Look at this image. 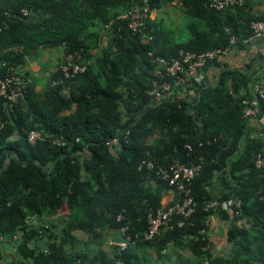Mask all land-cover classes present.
I'll return each mask as SVG.
<instances>
[{
	"label": "trees",
	"instance_id": "16d2710c",
	"mask_svg": "<svg viewBox=\"0 0 264 264\" xmlns=\"http://www.w3.org/2000/svg\"><path fill=\"white\" fill-rule=\"evenodd\" d=\"M172 3L189 20L186 41L160 31L150 19L142 33L117 19L143 0L0 5V77L44 49L63 48L72 63L86 66L70 79L58 67L40 91L24 74L27 89L18 102L8 107L0 101V244L16 252V260L5 264H166L162 252L169 247L190 253L188 264L264 262V167L255 166L264 142L239 150L245 131L241 103L253 96L237 93L247 80L224 72L194 103L154 62L226 51L232 35H251V22L264 18L244 16V7L215 11L208 0H147L150 12ZM167 84L172 95L156 100L155 92ZM260 107L264 110V101ZM31 131L42 140L28 143ZM113 139L117 147L109 145ZM142 161L163 168L199 165L187 185L193 213L173 215L170 228L149 241L143 239L148 215L181 203L183 194L155 170H139ZM216 177L226 182L224 200L232 202L230 210L219 209L220 217L231 220L232 259L208 250L207 220L214 212L206 209L212 202L208 187ZM169 192L174 198L163 205ZM120 214L124 219L117 221ZM56 216L59 226L53 225ZM243 221L258 227V248ZM125 226L135 243L126 250L110 246L112 233Z\"/></svg>",
	"mask_w": 264,
	"mask_h": 264
},
{
	"label": "crops",
	"instance_id": "0c3cea01",
	"mask_svg": "<svg viewBox=\"0 0 264 264\" xmlns=\"http://www.w3.org/2000/svg\"><path fill=\"white\" fill-rule=\"evenodd\" d=\"M20 1L21 0H0V5L11 6ZM166 6H168V8ZM166 9H169V17L172 18L170 21H168L169 18L163 21L160 19V11L165 12ZM244 13L246 17L257 19L264 18V0H245ZM242 16L243 14L238 19L239 25H242L245 21V17ZM150 20L158 24L160 31L170 36L174 35L176 40H181L180 33L183 29H187L186 25L189 23V20H184L178 5L175 3L165 5L159 11H153L150 14ZM166 22L173 24L175 32H170V30L165 28L164 24ZM245 32L240 34L241 37H239V41L235 44H231V47L225 51L222 57L204 65L201 69L204 79L200 84L194 82L180 84L179 94L196 103L205 91L216 87L221 80L222 74L228 71L232 73V79H235L236 76H241L243 79L245 78V80H247L248 84L246 86L240 85L237 95L254 97V86L257 84L264 86V40L254 38L250 34L245 36ZM69 60H71V58L65 57L63 48L44 49L41 50L36 57H27L25 65L21 68L24 74L28 76L29 80L35 83L36 90L40 91L45 87L48 77L55 72L64 61ZM243 119L245 122V131L243 142L240 144L239 150H243L246 143L262 140V129L257 121L250 118ZM260 154L264 157V147ZM208 189L212 196L211 205L214 208V212L207 220V238L210 242L208 250L213 257L232 259L235 257L234 252L236 251L233 244L228 241L227 236L231 220H225L220 217L219 214L220 210H230L232 204L231 200H224L225 195L229 192L226 188V182L221 177H216ZM173 198V192L165 194L162 198V204L166 205L171 202ZM58 217L60 216H56L55 219H52L54 221L53 225L59 226L58 219H56ZM231 217L233 216L231 215ZM242 223L248 229H251V238L254 237L252 247L254 249L258 248L261 243L260 238L257 237L258 227L252 229L249 223L246 224V222L243 221L239 224ZM111 239L117 240L118 234L112 233ZM37 244H39L41 248L44 246L43 241H37ZM9 250L11 249L0 244V264L9 262L10 259H7L5 256V252ZM12 251L13 254L15 253L13 255V260H16V258H14L16 252L14 250ZM239 252L243 254L242 251L239 250ZM151 253L152 252H150V254ZM162 255L163 261H165L166 264H188V261L191 259L190 253L179 251L172 247L164 250Z\"/></svg>",
	"mask_w": 264,
	"mask_h": 264
},
{
	"label": "built area",
	"instance_id": "2783aa9c",
	"mask_svg": "<svg viewBox=\"0 0 264 264\" xmlns=\"http://www.w3.org/2000/svg\"><path fill=\"white\" fill-rule=\"evenodd\" d=\"M143 3V5L134 7L117 16V19L127 21L128 28L133 33L144 32L147 27V21L150 19V14L152 13L148 8L147 0H143ZM244 6L245 0H208V7L219 12L231 7ZM24 14H26L25 11ZM250 29L252 37L264 40V19L251 22ZM226 33L230 34V30L226 29ZM229 41L231 44H235L239 41V38L232 35ZM224 54L225 50L221 49L208 50L200 54L187 52L182 54L180 58L172 59L171 61L156 57L154 62L159 66H164L167 75L175 77L176 85L187 82L200 84L204 79L201 73L204 65L217 60ZM59 68L64 78L67 79L74 78L86 70L85 65L75 64L70 60ZM27 84L28 82L20 66L16 69L9 70L7 75L0 77V101H4L8 107H12L26 91ZM53 85H57V82H53ZM253 91L254 97L252 99H245L241 103L243 107L242 116L243 118H250L257 121L262 129V140L264 142V110H261L260 107V101H264V86L257 84L254 86ZM172 92L171 85H164L155 92V98L156 100L169 98ZM40 140H42V136L37 131H31L27 135V141L30 144H35ZM109 145L117 147V139L110 141ZM255 166L257 168L264 167V157L260 153L256 156ZM142 168L155 170L158 177L166 181L169 186L174 187L179 193L183 194V201L181 203H176L165 209H159L155 213L148 215V229L144 233L143 239L149 241L156 238L162 230L170 228L169 223L173 215H180L187 218L193 213V199L187 185L199 170V165L187 167L176 162L169 168H163L161 166H155L151 161H142L139 170ZM235 206L238 208L240 203L237 202ZM211 208V203L207 204L206 209ZM123 219L121 214L117 217V221ZM181 225L182 223L179 224V226ZM134 243L131 236L127 235L126 226L118 230L117 240H110L108 242L110 246L117 247L120 250H126L130 244Z\"/></svg>",
	"mask_w": 264,
	"mask_h": 264
},
{
	"label": "rangeland",
	"instance_id": "374dc122",
	"mask_svg": "<svg viewBox=\"0 0 264 264\" xmlns=\"http://www.w3.org/2000/svg\"><path fill=\"white\" fill-rule=\"evenodd\" d=\"M166 7L168 8V6H166ZM167 12L169 13V9H166L165 12H163V11L161 12V11H160L159 14H160V17H161L160 19H161L162 21H163L164 19L167 20L168 18H169L168 21H170V19H172L171 17H169V16H170V13L168 14ZM183 18H184V16H183ZM185 19H186V18H184V20H185ZM168 23L170 24V22H166V23L164 24L165 28L168 29V30H170V32H175V31H174V30H175V27L173 26V24H170V25H169ZM180 34H181V35H180V39H181V41H186V40L188 39V33H187L186 30L183 29L182 32H181ZM5 253H6V255H5V254H4V255L7 257V259H10V260L13 259V255L15 254V253L13 254L12 249L9 250V251H6Z\"/></svg>",
	"mask_w": 264,
	"mask_h": 264
},
{
	"label": "water",
	"instance_id": "95a60500",
	"mask_svg": "<svg viewBox=\"0 0 264 264\" xmlns=\"http://www.w3.org/2000/svg\"><path fill=\"white\" fill-rule=\"evenodd\" d=\"M256 264H264V262L256 263Z\"/></svg>",
	"mask_w": 264,
	"mask_h": 264
}]
</instances>
